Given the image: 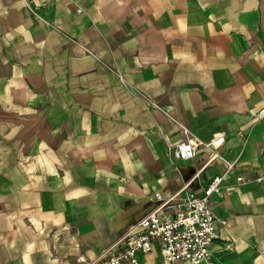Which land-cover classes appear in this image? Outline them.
Instances as JSON below:
<instances>
[{
	"label": "crops",
	"instance_id": "0c3cea01",
	"mask_svg": "<svg viewBox=\"0 0 264 264\" xmlns=\"http://www.w3.org/2000/svg\"><path fill=\"white\" fill-rule=\"evenodd\" d=\"M32 1L40 17L0 0V264H85L222 174L213 152L238 159L211 203L227 219L213 257L241 228L264 264V0ZM181 124L225 142L176 158Z\"/></svg>",
	"mask_w": 264,
	"mask_h": 264
},
{
	"label": "built area",
	"instance_id": "2783aa9c",
	"mask_svg": "<svg viewBox=\"0 0 264 264\" xmlns=\"http://www.w3.org/2000/svg\"><path fill=\"white\" fill-rule=\"evenodd\" d=\"M25 6L34 16L40 17V8L47 7V3L38 6L32 0H25ZM257 115L264 117V109ZM181 128L186 138L171 150L176 158L184 161L195 159L201 146L214 149L225 142L224 134L204 142L184 124ZM239 134L244 136L243 131ZM215 158L226 163L222 174L211 178L202 190L187 189L185 184L179 192L161 200L157 208L128 226L114 242L85 264H142L144 258L155 250L160 252L166 264H217L212 248L220 237V226L227 224V219L221 217L211 203L216 195H223L227 188L225 181L233 174L238 159L228 160L213 152L208 161ZM255 179L262 182L264 175ZM243 181L245 178L237 175L236 184L230 187Z\"/></svg>",
	"mask_w": 264,
	"mask_h": 264
},
{
	"label": "rangeland",
	"instance_id": "374dc122",
	"mask_svg": "<svg viewBox=\"0 0 264 264\" xmlns=\"http://www.w3.org/2000/svg\"><path fill=\"white\" fill-rule=\"evenodd\" d=\"M146 211H147L146 204L139 205L135 207L134 210L132 211V216L135 220H137ZM242 235L243 232L241 228H234V230H232V232L229 234L231 238H234V244H232L231 242L228 259L226 261L222 260L221 264H263L261 262V258L259 255L260 252H255L257 251L255 250L257 248H256V240L254 236L249 235L248 237H246L243 243H240L243 246L242 249L239 248L238 241L241 239L240 237ZM262 255L264 257V253L261 254V256ZM150 259H152V256H150ZM150 264H163V261L159 258L156 259L154 263L153 261H151Z\"/></svg>",
	"mask_w": 264,
	"mask_h": 264
},
{
	"label": "bare ground",
	"instance_id": "6f19581e",
	"mask_svg": "<svg viewBox=\"0 0 264 264\" xmlns=\"http://www.w3.org/2000/svg\"><path fill=\"white\" fill-rule=\"evenodd\" d=\"M157 210H159V208Z\"/></svg>",
	"mask_w": 264,
	"mask_h": 264
}]
</instances>
